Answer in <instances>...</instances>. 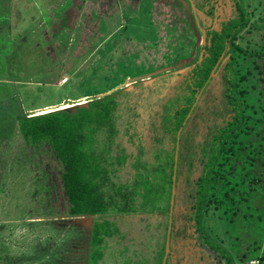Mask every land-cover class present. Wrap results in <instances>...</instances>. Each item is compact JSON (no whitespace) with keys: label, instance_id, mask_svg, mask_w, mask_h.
<instances>
[{"label":"trees","instance_id":"1","mask_svg":"<svg viewBox=\"0 0 264 264\" xmlns=\"http://www.w3.org/2000/svg\"><path fill=\"white\" fill-rule=\"evenodd\" d=\"M184 1L176 3L185 11L188 37L175 58H189L184 74L162 72L150 83L136 80L129 90L95 97L98 92L84 105L43 114L6 107L0 114L1 120L5 110L12 112L24 144L46 146L57 160L67 215L94 221L83 244L86 264H172L173 241L184 238L188 250L207 251L215 264L252 259L244 251L234 256L208 233L204 220L215 210L235 216L241 200L231 195L233 183L223 167L248 134V123H262L247 111L250 71L242 72L240 59L264 58L261 43L253 48L246 41L252 32L264 36L255 23L264 25V16L253 13L264 2ZM220 2L228 9L219 8ZM200 33L204 42L198 47ZM218 81V95L208 98ZM155 83L160 92H154ZM197 119L203 124L196 125ZM258 250L254 257L264 264ZM7 258L0 250V261L14 264Z\"/></svg>","mask_w":264,"mask_h":264},{"label":"rangeland","instance_id":"2","mask_svg":"<svg viewBox=\"0 0 264 264\" xmlns=\"http://www.w3.org/2000/svg\"><path fill=\"white\" fill-rule=\"evenodd\" d=\"M175 3L0 0V114L5 107L31 116L84 105L95 93L129 90L136 80L150 83L163 69L184 74L189 58H175L183 52L189 25ZM217 6L228 9L221 2ZM253 13L264 16V5ZM255 23L264 35V25ZM246 41L253 48V42L261 43L264 50L259 33H250ZM203 42L200 33L198 47ZM240 62L243 73L250 71L244 84L250 87L247 111L262 123H248V134L223 167L233 183L231 195L241 199L235 216L212 211L204 227L234 256L244 251L252 258L248 263L257 264L254 247L264 254V58L246 54ZM219 82L209 88L208 98L218 95ZM154 86V92L161 91ZM5 113L0 120V250L14 264H86L83 244L94 221L67 215L57 160L46 146L25 145L10 121L12 112ZM197 120L196 125L203 124ZM189 242L173 241L172 264H215L207 251L188 250Z\"/></svg>","mask_w":264,"mask_h":264},{"label":"water","instance_id":"3","mask_svg":"<svg viewBox=\"0 0 264 264\" xmlns=\"http://www.w3.org/2000/svg\"><path fill=\"white\" fill-rule=\"evenodd\" d=\"M167 70H169V69H163V70H159V71H156L155 73H153V75H156V74H159V73H162V72H164V71H167ZM174 194V191H172V195ZM171 205H172V203H170ZM168 252V250H165V253H167Z\"/></svg>","mask_w":264,"mask_h":264},{"label":"bare ground","instance_id":"4","mask_svg":"<svg viewBox=\"0 0 264 264\" xmlns=\"http://www.w3.org/2000/svg\"><path fill=\"white\" fill-rule=\"evenodd\" d=\"M48 110H49V109H48ZM40 112H41V111H40ZM42 113H46V111H42L41 114H42ZM39 114H40V113H39Z\"/></svg>","mask_w":264,"mask_h":264},{"label":"crops","instance_id":"5","mask_svg":"<svg viewBox=\"0 0 264 264\" xmlns=\"http://www.w3.org/2000/svg\"><path fill=\"white\" fill-rule=\"evenodd\" d=\"M1 189H3V187L0 188V191H1Z\"/></svg>","mask_w":264,"mask_h":264}]
</instances>
